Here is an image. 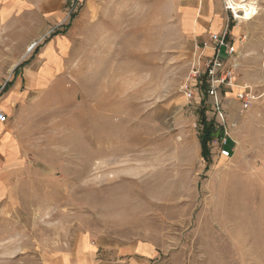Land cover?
<instances>
[{"label":"rangeland","instance_id":"rangeland-1","mask_svg":"<svg viewBox=\"0 0 264 264\" xmlns=\"http://www.w3.org/2000/svg\"><path fill=\"white\" fill-rule=\"evenodd\" d=\"M234 1L259 14L223 121L205 85L185 96L212 32L192 36L183 0H72L68 22L33 43L32 57L56 43L59 72L9 114L23 175L0 202V264H49L84 239L145 243L152 264H264V0ZM16 67L0 62V85ZM202 113L215 129L209 164Z\"/></svg>","mask_w":264,"mask_h":264},{"label":"crops","instance_id":"crops-1","mask_svg":"<svg viewBox=\"0 0 264 264\" xmlns=\"http://www.w3.org/2000/svg\"><path fill=\"white\" fill-rule=\"evenodd\" d=\"M71 1L0 0V48L20 49L15 55L0 57V62L17 65L8 81L5 97L0 102L8 119L16 106L41 94L59 72V61L54 55L56 43L45 45L33 57L27 55V50L44 37L55 23L68 22L66 11ZM183 1L184 12L191 20L189 31L194 38H200L208 31L220 33L227 26L230 36L236 40L240 55L245 58L251 54L253 38L249 28L252 24H235L222 0ZM18 32L24 33L23 38L16 37ZM21 160L18 134L9 122L0 124V202L13 199L18 191V177L23 175ZM153 255L154 250L141 242H93L84 239L73 252L49 264H152Z\"/></svg>","mask_w":264,"mask_h":264},{"label":"built area","instance_id":"built-area-1","mask_svg":"<svg viewBox=\"0 0 264 264\" xmlns=\"http://www.w3.org/2000/svg\"><path fill=\"white\" fill-rule=\"evenodd\" d=\"M225 10L230 15L235 24L246 23L254 20L259 11L254 5L251 9L253 13L252 19H246V13L240 12L239 9H233L228 0H224ZM243 3H247L244 2ZM238 13H237V12ZM207 51H210L208 54ZM197 61L194 63L189 81L184 87L185 96L189 102L194 100L195 92L193 89L197 87H206L207 95L212 100V107L214 110L215 120L220 118L224 120L223 114V94L224 88H233L235 80V65L232 63L234 57L238 54L236 49V40L229 34V27H225L220 33H211L208 42H203L201 45L196 46ZM8 82L0 85V98L6 91ZM247 98L244 92L239 95V99ZM8 116L5 111L0 107V124L8 122ZM223 134L218 140L219 155L225 159L233 157V149L231 148V137L227 131H222Z\"/></svg>","mask_w":264,"mask_h":264},{"label":"trees","instance_id":"trees-1","mask_svg":"<svg viewBox=\"0 0 264 264\" xmlns=\"http://www.w3.org/2000/svg\"><path fill=\"white\" fill-rule=\"evenodd\" d=\"M203 114V116H202ZM202 120L201 123L203 125V131L200 136V143L202 148V158L205 160L206 163H210L211 161V149H210V143L213 141V134L215 132V129L211 122H207L205 113H202Z\"/></svg>","mask_w":264,"mask_h":264},{"label":"bare ground","instance_id":"bare-ground-1","mask_svg":"<svg viewBox=\"0 0 264 264\" xmlns=\"http://www.w3.org/2000/svg\"><path fill=\"white\" fill-rule=\"evenodd\" d=\"M228 2L232 5L233 9H235V10L239 9L240 12L246 13V19H248V20L252 19L253 13H251V11H250L251 9L254 8V5L252 3L248 4V3H243V1H242L238 4L234 0H228ZM244 2H246V1H244Z\"/></svg>","mask_w":264,"mask_h":264}]
</instances>
